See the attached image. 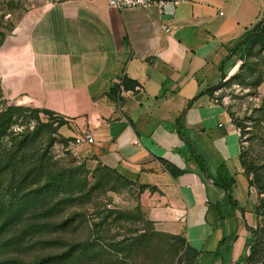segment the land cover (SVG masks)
Masks as SVG:
<instances>
[{
  "label": "crops",
  "instance_id": "obj_1",
  "mask_svg": "<svg viewBox=\"0 0 264 264\" xmlns=\"http://www.w3.org/2000/svg\"><path fill=\"white\" fill-rule=\"evenodd\" d=\"M27 2L30 17L0 48L2 88L61 120L67 137L89 132L94 142L74 149L79 159L135 183L155 229L183 238L198 253L194 264L246 263L257 223L251 187L238 129L208 88L263 18L264 0H184L161 10ZM122 77L129 88L111 93ZM218 174L235 181L238 206L210 180Z\"/></svg>",
  "mask_w": 264,
  "mask_h": 264
},
{
  "label": "rangeland",
  "instance_id": "obj_2",
  "mask_svg": "<svg viewBox=\"0 0 264 264\" xmlns=\"http://www.w3.org/2000/svg\"><path fill=\"white\" fill-rule=\"evenodd\" d=\"M29 8L27 0H0V48L30 17ZM246 52L232 56L214 96L238 129L240 166L251 182L248 205L261 214L249 240L256 249L244 264H264V51L255 42ZM7 112L0 264H185L184 244L155 229L140 188L79 159L63 122L12 98L0 79V117ZM23 133L31 138L19 150ZM50 174L61 177L57 184L49 183Z\"/></svg>",
  "mask_w": 264,
  "mask_h": 264
},
{
  "label": "trees",
  "instance_id": "obj_3",
  "mask_svg": "<svg viewBox=\"0 0 264 264\" xmlns=\"http://www.w3.org/2000/svg\"><path fill=\"white\" fill-rule=\"evenodd\" d=\"M263 24H264V16L251 30H249L244 35V37L238 42V44L235 46V48L231 50L230 56H228V58L234 56L237 52L241 51V49H243V48H245L247 51L246 53H248L251 50V47L255 42H258L260 44L261 50L264 51V26H263ZM224 78H225V75L222 74V80ZM129 83L130 82L125 77L117 79L114 87L111 89V93L117 92L120 89V87H122L123 89L129 88ZM214 92H215V86L208 88V93L213 94ZM44 112L48 115H51L46 111H44ZM6 116H8V112L4 113L0 117V142H1L0 143V151H1V145L4 144V139L9 137V135H10V134H7L9 124H8V122L4 121V117H6ZM236 126L239 127V125H237V124H236ZM21 136H23V139L18 143V149L19 150H21L23 147H25L27 140L29 138H31V136H29L28 134H26V136H24V133ZM8 141H10V140H8ZM191 153H192L194 160L198 164L200 171L202 173H205L206 168L203 164L202 158L193 149H192ZM240 164H241V154H240ZM241 166L243 168V164H241ZM10 167H11L10 165H8V166L4 165L2 167V169H7ZM170 170H171V174L173 176H175L177 174L176 172H173L172 169H170ZM244 172H245V170H244ZM60 178L61 177L59 175L50 174L49 183L52 185L57 184L59 182ZM210 180L217 187L223 189L226 192L227 201L231 205L238 206L237 202L233 200L232 195H231L232 187L235 183V181L232 178L228 179V178H226V176L218 174L215 178L210 177ZM247 181H248V184H251V182H249V180H247ZM255 215H257V216L261 215L259 210H256ZM176 239L178 241L182 242V244H184V246H185V257H186L185 264H194V261L196 260L198 253L194 249L190 248L186 244V242L183 238L177 236ZM255 249H256V245H254L250 248L249 256L246 257L247 261L251 260V257L253 255Z\"/></svg>",
  "mask_w": 264,
  "mask_h": 264
},
{
  "label": "built area",
  "instance_id": "obj_4",
  "mask_svg": "<svg viewBox=\"0 0 264 264\" xmlns=\"http://www.w3.org/2000/svg\"><path fill=\"white\" fill-rule=\"evenodd\" d=\"M184 0H171L166 2L165 0H107L108 6L117 10L123 9H142L149 10L151 8H157L161 10L167 3L173 5L178 4ZM164 32H168L169 29L164 27ZM94 142L92 135L89 132H83L75 137L71 143L73 149L80 148L84 146L92 145ZM135 145H138L137 141H134ZM110 208V206H108Z\"/></svg>",
  "mask_w": 264,
  "mask_h": 264
},
{
  "label": "water",
  "instance_id": "obj_5",
  "mask_svg": "<svg viewBox=\"0 0 264 264\" xmlns=\"http://www.w3.org/2000/svg\"><path fill=\"white\" fill-rule=\"evenodd\" d=\"M253 246V244H250V246L247 249V253L249 254L250 248Z\"/></svg>",
  "mask_w": 264,
  "mask_h": 264
}]
</instances>
